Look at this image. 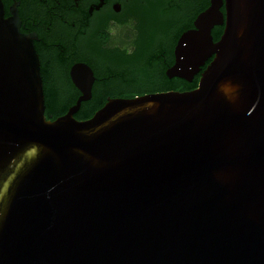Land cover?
I'll use <instances>...</instances> for the list:
<instances>
[{
	"label": "water",
	"instance_id": "obj_1",
	"mask_svg": "<svg viewBox=\"0 0 264 264\" xmlns=\"http://www.w3.org/2000/svg\"><path fill=\"white\" fill-rule=\"evenodd\" d=\"M210 0L170 76L196 87L82 94L45 115L32 38L0 0V264H264V0ZM224 25L217 40L211 29Z\"/></svg>",
	"mask_w": 264,
	"mask_h": 264
},
{
	"label": "flooded vegetation",
	"instance_id": "obj_2",
	"mask_svg": "<svg viewBox=\"0 0 264 264\" xmlns=\"http://www.w3.org/2000/svg\"><path fill=\"white\" fill-rule=\"evenodd\" d=\"M4 16L13 12L21 33L29 35L39 57L44 98L75 103L82 91L71 74L73 66L86 64L93 74L91 95L83 101L106 102L129 97L128 74L132 60L143 55L161 57L160 69L175 60L176 43L194 28L196 16L210 0H1ZM225 12V0L220 5ZM211 29L213 39L217 27ZM211 58L193 75L192 83ZM155 82L162 79L156 76ZM181 78V77H180ZM184 79V78H183ZM186 80V79H185ZM156 92L149 90L143 93ZM139 93V94H143Z\"/></svg>",
	"mask_w": 264,
	"mask_h": 264
},
{
	"label": "trees",
	"instance_id": "obj_3",
	"mask_svg": "<svg viewBox=\"0 0 264 264\" xmlns=\"http://www.w3.org/2000/svg\"><path fill=\"white\" fill-rule=\"evenodd\" d=\"M222 26L217 27L214 32V37L217 38L222 32ZM161 57H168L172 62V55L166 54L157 56L152 54H145L140 59L131 62V67L128 74L131 93L126 96H135L149 90L164 91V90H189L197 86L198 82H188L187 80L175 77L171 80L164 74V67L161 70L159 64ZM162 76L155 82L154 77ZM105 102L99 101H83L79 109L74 113L76 119H86L93 115V113L100 108ZM73 104L70 102L55 101L53 99L45 100V115L47 118L55 119L57 116L64 114L68 107Z\"/></svg>",
	"mask_w": 264,
	"mask_h": 264
}]
</instances>
